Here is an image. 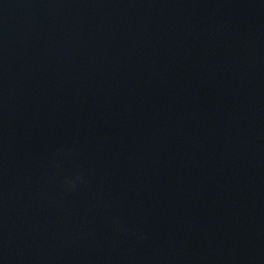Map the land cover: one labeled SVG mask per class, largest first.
Segmentation results:
<instances>
[{
    "label": "water",
    "instance_id": "obj_1",
    "mask_svg": "<svg viewBox=\"0 0 264 264\" xmlns=\"http://www.w3.org/2000/svg\"><path fill=\"white\" fill-rule=\"evenodd\" d=\"M0 264H264V0H0Z\"/></svg>",
    "mask_w": 264,
    "mask_h": 264
}]
</instances>
